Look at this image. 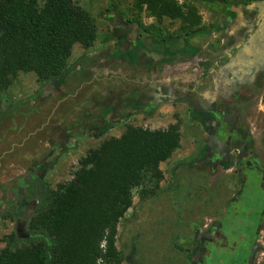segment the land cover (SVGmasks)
<instances>
[{
	"label": "rangeland",
	"instance_id": "obj_1",
	"mask_svg": "<svg viewBox=\"0 0 264 264\" xmlns=\"http://www.w3.org/2000/svg\"><path fill=\"white\" fill-rule=\"evenodd\" d=\"M176 1L185 4L188 0ZM75 2L94 18L97 36L88 48L79 43L73 45L67 61L69 68L86 61L102 67L108 62L107 57L119 54L118 50L126 54L132 34H138L129 22L135 14H140L144 24L156 22L145 9L138 11L133 0ZM225 3H239L243 7V24L226 25L228 22L217 11V5L209 9L194 2L202 29L185 36L178 49L169 51L164 47L160 52L165 56L173 52L178 57L176 61H186L184 66L179 64L177 73L178 78L185 80L172 85L185 89L194 86L204 93L205 106L216 101L227 86H222L224 80L220 83L219 75L214 77L216 83L210 81L211 73L214 70L216 74L222 73L227 67L233 71L229 83L237 90L223 91L231 96L225 118L211 116V122L210 119L206 122L212 126L219 118L223 123L229 122L227 130L235 127L233 135H242V143H235L234 138L225 152L218 150L225 134L214 131L209 123L205 126L200 122V114L185 101H177V106H147V112L140 116L128 113L123 120L112 116L107 123L89 125L82 111H73L76 106L83 105L84 109L93 103L88 93L93 90L91 87L78 90L71 101L61 99L57 103L63 89L61 86L55 91L51 87L57 77L40 86L34 72L19 71L6 91L7 102L13 106L18 98L31 99L18 110L0 116V250L7 236L16 232L17 220L25 221L33 208L34 198L27 196V188L34 177L39 176L55 188L73 177L79 167L78 159L89 149L96 148L104 139L119 136L127 125L154 129L177 122L181 145L160 163L163 178L159 185L134 188L132 205L117 224L115 244L120 264H205L204 255L203 261L199 260L202 256L198 255L199 248L220 246L226 239L230 249H217L216 262L246 264L250 259L251 264H264V243L249 256L247 251L254 229L264 217V178H261L264 175V29L254 30L246 37V28L262 11L264 0H225ZM160 25L175 32L181 21L163 17ZM139 39L151 49L158 46L147 37L139 35ZM234 44L237 45L233 59L227 61L225 51L231 52ZM97 94L96 98L103 97ZM63 129L69 130L67 136L71 142L54 147L55 137ZM215 232L221 240L211 239L210 243L208 236L211 233L213 237ZM209 257L208 261L212 259Z\"/></svg>",
	"mask_w": 264,
	"mask_h": 264
},
{
	"label": "trees",
	"instance_id": "obj_2",
	"mask_svg": "<svg viewBox=\"0 0 264 264\" xmlns=\"http://www.w3.org/2000/svg\"><path fill=\"white\" fill-rule=\"evenodd\" d=\"M224 1L133 0L156 22L144 24L139 13L129 22L158 43L152 49L174 51L185 36L202 29L194 2L210 9ZM163 17L180 19L179 30L166 31ZM96 36L94 18L75 0H0V116L31 99L7 102L6 91L19 71H32L40 86L48 84L69 70L73 45L88 48ZM180 145L177 122L154 129L129 124L80 157L70 180L52 188L34 177L27 188L33 208L7 236L0 264H120L117 224L132 205L133 189L157 187L163 178L160 163Z\"/></svg>",
	"mask_w": 264,
	"mask_h": 264
},
{
	"label": "crops",
	"instance_id": "obj_3",
	"mask_svg": "<svg viewBox=\"0 0 264 264\" xmlns=\"http://www.w3.org/2000/svg\"><path fill=\"white\" fill-rule=\"evenodd\" d=\"M127 47L126 54L118 50L119 54L107 57L109 60L102 67H98L96 62L86 61L75 68L70 67L67 72L53 80V90L59 91L58 87L63 86L57 103L61 99L64 102L71 101L78 90L91 87L93 90L88 93L93 103H89L90 106L84 109L81 108L83 105L76 106L73 112L82 111V115L88 117V124H98L108 121L112 116L124 119L128 113L138 116L146 113L144 109L153 97L162 95L169 88L178 89V85H172V82L178 84V81L185 80L184 77L178 78L177 73L179 64L184 66L186 61H176L178 57L173 52L170 56H165L163 52L151 49L140 39L131 41ZM96 94L103 96V99L96 98ZM163 100L157 99V106L178 104ZM83 116L79 117L82 122ZM117 121L121 124V120Z\"/></svg>",
	"mask_w": 264,
	"mask_h": 264
},
{
	"label": "flooded vegetation",
	"instance_id": "obj_4",
	"mask_svg": "<svg viewBox=\"0 0 264 264\" xmlns=\"http://www.w3.org/2000/svg\"><path fill=\"white\" fill-rule=\"evenodd\" d=\"M216 6V5H214ZM217 11L219 12V14L221 15V17L226 20V22H228V24L226 25H230L231 23L233 25H238V24H243L244 21H245V16L244 14L242 13L243 12V7L237 3V4H232V3H225L224 2H220L218 5H217ZM249 21V18L247 19ZM246 20V22H247ZM231 22V23H229ZM135 23H133L134 25ZM229 28V27H227ZM247 32H246V37L248 36H251V34L254 33V30H259L261 31L262 29H264V16L262 17L261 16V12L260 14L258 15V17L254 20L253 23L249 24L248 28H246ZM231 31V29H230ZM232 31H234L232 29ZM139 31H138V34L137 33H133L132 34V40H136V39H139ZM141 36V35H140ZM238 43V42H236ZM236 45L237 44H234V48H231V52H227L225 51V59L227 61H232L233 59V52L236 48ZM166 48V47H165ZM234 49V50H233ZM216 63V61L214 62ZM225 67H227V64L225 65ZM231 67V66H229ZM230 69V68H229ZM238 73L236 74L237 76H239L240 72L237 71ZM233 73V71L230 69L228 70V67L225 69V71H223L222 73H219V74H216L215 73V70L211 73L213 74V79L211 78L210 81L216 83L214 81V77H216V75L218 76L219 75V81L220 83L222 82L221 80H224L221 84L222 86H225L226 88H222V92L220 95L217 96V100L214 101L213 103H210L208 105H203L204 102H202V100L204 99V93L203 92H199L198 90L194 89V86L192 87H188V88H183L181 86H177L178 89L176 88H169L167 89L166 91H164V93L162 95H159L157 97H153L152 100L150 101L149 103V107L151 106H157V103L155 102L157 99H165L166 101L167 100H170L171 102L175 103L177 101H185L187 104L191 105V106H194V110H197V114H200L198 119L200 120V122H203V124H205L206 126V123H209L211 124V116H214L215 118L217 117H220L222 116V118H225V115H224V112L228 111L229 109V102H230V94H226L227 92L225 91L226 89H229V88H234L237 90V87L235 85H232L231 86V83H229V78L231 77V74ZM163 90V89H162ZM225 91V92H223ZM241 91H244V87L242 88L241 87ZM223 95V97H222ZM156 98V100H155ZM163 100V101H165ZM201 102V103H199ZM205 106V107H204ZM147 107V106H146ZM145 107V109L147 110V108ZM148 107V108H149ZM144 109V110H145ZM196 114V115H197ZM208 116H207V115ZM123 117H120V119H122ZM207 119H210V122H206ZM123 120V119H122ZM108 121H110V119H108ZM107 120H105L104 122L107 123L108 122ZM93 124H96V123H93ZM101 123H98L96 125H99ZM90 125V123H89ZM88 125V126H89ZM226 125H229V122H225L223 123L222 122V119L219 118V120H216V124L214 126H211L213 127L214 131H218L219 134H225V137L223 139V145L219 147V145L217 146L218 150H222V152H225L226 151V146L227 144L235 138L234 142L235 143H239L241 142L242 143V138L243 136L240 135V134H235V136L237 137H234L233 135V132L235 133L236 131H234L233 129L235 127L231 126L230 129L227 130V127ZM211 126L210 128L208 129L211 133ZM87 127V126H86ZM213 131V130H212ZM69 134V130L68 129H63V130H59L57 136L55 137V141H54V147L57 145H62L64 143H70L71 141L69 140L70 138L67 136ZM81 137V136H80ZM229 140V141H228ZM234 143V144H235ZM58 146V147H59ZM211 161V160H210ZM261 178H264V175L261 176ZM264 217H262L259 221V223L257 224V226L255 227L254 229V232H253V241H252V244L250 245V247H248L247 251H248V256L251 252L255 251L256 247L258 246H263V243H264ZM219 234L218 232H215L213 234V237H211V233L209 234L208 236V239L211 243V239H217V241L221 238L218 237ZM229 239H226V240H223L222 241V244L220 246H213V244H211V246H209V249L207 248V246H201L199 248V254H202L201 256V259H199L201 262L203 261V255L205 258V264H220V261L216 262V259H215V252L217 251V249L221 250V249H230L229 247V242H228ZM219 243V242H218ZM221 243V242H220ZM206 249H208L210 252L206 251ZM209 256H211V260L208 261V258H210ZM252 262H250V259H247V262L246 264H251Z\"/></svg>",
	"mask_w": 264,
	"mask_h": 264
},
{
	"label": "water",
	"instance_id": "obj_5",
	"mask_svg": "<svg viewBox=\"0 0 264 264\" xmlns=\"http://www.w3.org/2000/svg\"><path fill=\"white\" fill-rule=\"evenodd\" d=\"M261 16L262 17L264 16V6H263L262 11H261ZM134 27H135L136 30H138V27H137L136 24H134Z\"/></svg>",
	"mask_w": 264,
	"mask_h": 264
}]
</instances>
